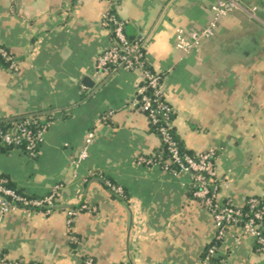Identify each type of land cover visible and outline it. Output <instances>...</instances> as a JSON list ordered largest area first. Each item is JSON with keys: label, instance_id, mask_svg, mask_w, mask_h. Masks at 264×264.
Returning a JSON list of instances; mask_svg holds the SVG:
<instances>
[{"label": "crops", "instance_id": "crops-1", "mask_svg": "<svg viewBox=\"0 0 264 264\" xmlns=\"http://www.w3.org/2000/svg\"><path fill=\"white\" fill-rule=\"evenodd\" d=\"M216 1L121 0L115 10L127 35L145 42L147 64L163 74L184 147L217 151L218 198L241 207L264 191V0H242L214 36L178 49L176 29L206 26ZM254 6L257 18L247 10ZM109 8L107 0H0V45L20 64L16 73L0 66V117L52 114L36 156L0 149V175L33 196L60 184L62 207L0 211V255L41 264H83L85 256L97 264H204L214 217L190 193L189 174L151 159L161 139L133 103L140 72L97 67L113 41L103 24ZM93 129L74 175L72 161ZM71 207L78 209L72 219ZM216 256L222 264H264L240 226L227 228Z\"/></svg>", "mask_w": 264, "mask_h": 264}, {"label": "built area", "instance_id": "built-area-1", "mask_svg": "<svg viewBox=\"0 0 264 264\" xmlns=\"http://www.w3.org/2000/svg\"><path fill=\"white\" fill-rule=\"evenodd\" d=\"M111 6L104 16L103 24L108 23L113 26L114 40L111 45L98 55L97 67L99 70L107 68H125L129 70H137L140 72L141 80L136 89L133 99L136 105L151 121L158 123L161 119L166 121V124L160 126L163 141L167 144L170 152L171 161L178 164V169L170 168L168 165L164 168L174 173H187L191 176V183L194 185L193 195L206 208H208L214 217L216 226L215 239L222 240L230 226H240L243 233L250 235L260 243V250L264 252V236H262L261 225H264V203L258 207L260 200L264 201V191L259 195L250 196L251 213H243L241 207L233 205L230 201H220L217 194L216 186V157L217 151L214 148L195 153H180L177 141L173 139L168 131L171 125V114L174 112L173 106L166 99L165 92L162 87L163 75L148 67L145 60V42L137 40L130 42L125 32L126 20L118 17L113 8L118 4L119 0H107ZM243 7L242 0H217L213 5V17L211 21L200 29L183 28L176 29L175 45L178 49L189 52L199 46L201 41L215 35L218 22L221 17ZM256 6L250 7L248 12L251 17L257 18L255 11ZM0 53L11 60L9 68L12 72L19 70L20 64L17 59H14L10 52L0 47ZM111 112L102 115L98 118V122L105 120ZM45 131V130H44ZM32 132L23 122H17L13 126V131L2 134V138L7 143H21L27 141L26 148L31 154L36 151L37 142L43 141V132ZM96 136L95 129L90 130L85 138L83 145L73 160L74 175H77V170L81 163L89 156V148ZM7 180L0 177V211L5 214L10 209L20 207L29 209L30 205H42L47 203L52 206L56 199L60 196L61 185H55L53 189L41 199H27L19 195L13 188L9 187ZM114 190L122 193L120 186H113ZM68 214L72 219L77 214V210H68ZM243 222L241 223V221ZM218 251L216 244H210L208 247L207 257L203 262L208 261V257L215 256ZM204 263V264H205ZM0 264L5 263L2 259ZM86 264H97L92 258L86 260Z\"/></svg>", "mask_w": 264, "mask_h": 264}, {"label": "trees", "instance_id": "trees-1", "mask_svg": "<svg viewBox=\"0 0 264 264\" xmlns=\"http://www.w3.org/2000/svg\"><path fill=\"white\" fill-rule=\"evenodd\" d=\"M120 1L121 0H119V2ZM113 12H115V14L118 17H120L118 15V13L116 12L115 8L113 9ZM106 26L111 29L112 40H114V33H113L112 24L108 23ZM126 27H127V22H126V26H125V32H126V29H127ZM127 37H128V40L130 42H134V41L139 40V38L131 37L129 35H127ZM0 47H3L4 49H6L7 51L10 52V50L7 47L2 46V45H0ZM13 58L16 59L15 56H13ZM10 63H11V60H7L6 57H4L2 55V53H0V66L6 67V68L9 69ZM148 67L151 68L149 65H148ZM173 120H174V112L171 114V125H169L168 131L171 134V136L173 137V139H175L177 141L180 153L181 154L188 153V154L194 155L195 153L187 150L184 147L181 139L179 138V136L176 133V130H175L174 126H173ZM17 122H23L28 129H31L32 132H34L36 134V133H38L40 131H44L50 125V123L52 122V114H51V112L44 110V111H34V112H29V113H23V114H18V115H13V116L0 117V149L5 151V152H10L13 148H17V149H20L21 151L33 156V157L36 156L42 141L37 142V146L35 147L36 151H35L34 154H31L30 151L26 148V145H27V141L26 140H23L21 143L15 144V143H7L2 138V134L6 133V132L13 131V126ZM149 123H150L151 128L159 135V137L161 139V150L155 156H153L151 159L154 160V161H157L163 167L168 165L170 168L178 169V164L176 162L171 161L172 159L170 157L171 155H170V152L168 150V146L163 141L162 134H161V131L159 129L162 124H166V121L164 119H161L158 123H152L151 121H149ZM0 177L5 178L7 180L6 184L9 187L13 188L19 195H21L23 197H26L27 199H41V198L45 197V195H41V196L29 195V194L23 192L22 190L18 189L12 182H10V180L7 177L2 176V175H0ZM104 183H105V186L108 187L109 189H111L112 191H113V189L111 187L119 186L117 183H115L114 181H112L110 179L108 180L107 178H104ZM194 189H195L194 185H193V183H191V185H190V193L192 195H193ZM248 199L249 198L246 199L245 204L241 207V210H242L243 213H251V210H253L250 207V202L248 201ZM263 203H264V201L260 200V203L258 204V207L262 206ZM28 208L31 209V210H35V211H53L54 209L55 210L56 209H62V207L58 204V201H55L52 206L48 205L47 203H43L42 205H30V206H28ZM71 209L78 210L76 207H71V208H69L67 210H71ZM242 222H243V220L241 221V223ZM260 227H261L262 236H264V225H261ZM73 236L74 237H73L72 243L76 242V240H77V236L76 235H73ZM220 241L221 240H218V239L214 238V240L210 244H216L218 246ZM209 245L206 247V249H205V251L203 253V261L207 257ZM255 245H256V249L258 251H261L260 250V243L255 241ZM89 258H92L94 260V262L97 263L94 257L85 256L83 258V264H86V260L89 259ZM2 259L5 261V263H12V264H41V263L36 262V261L25 260L24 258L11 259V258L6 257L5 255H0V261ZM220 260L221 259H220L219 256H216V255L213 256L212 255V256L208 257V261L206 263L205 262L204 263L205 264H222V262Z\"/></svg>", "mask_w": 264, "mask_h": 264}, {"label": "rangeland", "instance_id": "rangeland-1", "mask_svg": "<svg viewBox=\"0 0 264 264\" xmlns=\"http://www.w3.org/2000/svg\"><path fill=\"white\" fill-rule=\"evenodd\" d=\"M217 2V1H216ZM10 54H11V56L13 57L14 55H13V53H11L10 52ZM7 60H9L8 58H6ZM11 68H9V70H10ZM11 71V70H10ZM17 72V71H16ZM15 71L13 72V73H16ZM75 159V158H74ZM72 163H73V161H72Z\"/></svg>", "mask_w": 264, "mask_h": 264}]
</instances>
